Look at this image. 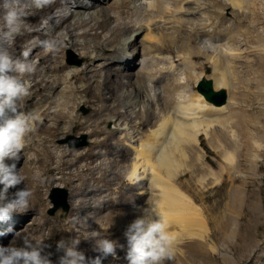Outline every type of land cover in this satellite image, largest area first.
<instances>
[{
  "label": "bare ground",
  "instance_id": "6f19581e",
  "mask_svg": "<svg viewBox=\"0 0 264 264\" xmlns=\"http://www.w3.org/2000/svg\"><path fill=\"white\" fill-rule=\"evenodd\" d=\"M229 5L236 8L238 25L222 29L223 36L229 35L234 41L244 31L254 34L264 27V0H52L41 7L34 0H0V37L2 30L16 35L6 52L13 60L35 68L33 73L22 75L33 84L20 108L36 106L34 114L39 120L35 133L37 137L44 135L40 137L44 183H61L71 191L68 219H44L39 225L46 245L42 254L48 255L52 264H59L65 254L57 248L61 240H80L77 250L86 258L101 256L93 250L95 241L87 239L93 231L117 243L115 257H102V264H129L124 233L144 209L153 206L164 217L165 213H183L189 199L177 186L167 188L165 184L167 173L176 176L174 153L165 145V128L169 123L179 132L202 128L201 114L210 110L199 93L197 101L183 111L184 98L178 93L175 115H171L175 96L165 100V56L161 58V52L165 51L166 37L182 34L186 22L194 25L200 20V28L196 25L197 29H191L199 39L217 33L215 20L223 18L222 25L226 24L223 11ZM8 10L20 15L18 32H13L6 21ZM55 15L60 18L58 25L53 23ZM42 20L48 21L45 27ZM247 21L250 24L245 27ZM259 37L262 41L261 33ZM44 42L52 47L46 48ZM214 42L202 43L207 52L218 51V41ZM67 44L81 52L86 67L76 68L60 56ZM234 44V48L241 46ZM237 57L216 60L208 54V61L232 64ZM171 67L177 75L174 84L181 87V72L174 64ZM224 85L221 80L214 88ZM84 105L92 107L90 117L79 113ZM166 109L170 112L165 114ZM211 121L206 128H212ZM111 123L114 130L108 131L105 128ZM70 131H88L95 137L94 147L79 152L56 145L55 140ZM29 164L34 166V162ZM154 192L153 205L149 196Z\"/></svg>",
  "mask_w": 264,
  "mask_h": 264
},
{
  "label": "rangeland",
  "instance_id": "374dc122",
  "mask_svg": "<svg viewBox=\"0 0 264 264\" xmlns=\"http://www.w3.org/2000/svg\"><path fill=\"white\" fill-rule=\"evenodd\" d=\"M14 4L17 5L16 2ZM72 5H75L73 1ZM235 10L229 5L223 11L225 25H222L223 18H216L215 24L212 20L219 31L209 37L199 39L191 32L197 26L200 28V20L194 21L195 27L186 22L182 34L175 37L170 35L172 39L166 37L165 51L161 52V58L165 56V63L162 62L166 78L165 100L175 96L172 108H176V95L182 93L185 106L182 110H189L190 102L197 101V84L202 79L212 80L214 84L223 80L224 87L216 90L225 89L230 103L224 106L222 112L209 103V115L207 112L201 114L202 128H183L179 132L177 128H171V123L165 128V145L170 147L171 154L174 153L175 166L172 168L176 172L174 177L171 173L166 174L165 184L167 188L171 185L178 187L177 190L189 199L187 203L183 200L187 206L184 207L183 203V213H165L169 230L177 237L176 264H264V27L260 28L259 33L248 34L244 31L236 36L234 41L241 43V46L234 48L237 45L232 37L223 36L220 31L237 27ZM47 22L42 20V27ZM249 22L245 23V27ZM53 23H60L58 15H55ZM260 33L262 41L258 38ZM15 39V34L2 30L0 51H7L9 41ZM207 41H218L216 53L205 50L202 43ZM59 54L76 68L86 67L81 52L70 48L68 44ZM208 54L216 60L238 57L232 64H222L220 61L214 64L208 61ZM35 62L38 63L39 59L35 58ZM173 64L181 72V87L174 84L177 75H174L175 70L171 67ZM23 80L32 86V80ZM35 107L31 104L22 111L25 114L34 113ZM168 109L165 114L172 111L171 115L174 116L175 109ZM92 112V107L88 105L79 108V113L85 118L90 117ZM210 121L212 128H206ZM113 124H108L109 128L105 129L114 130ZM40 137L44 135L37 137L36 133L33 134L31 143L24 150L26 158L22 156L19 161L5 160V165L9 167L16 163L17 171L21 169L26 181L9 188L7 192L4 191V185L0 184V206L16 199V193L26 187L32 190L34 196L27 211H16L7 218H0V246H10L13 241L15 246H23L25 236L34 241H43L44 235L39 229L41 221L66 220L71 214L70 189L61 183H44L45 164ZM94 140L95 137L88 131H70L57 138L55 143L85 152L94 147ZM29 162H34V166L31 167ZM37 171L41 179L34 180L33 175ZM52 196L61 205L54 214L52 211L56 204ZM149 200L155 204V192L149 196ZM64 205L69 207L67 212L63 210ZM193 206L198 210L195 211Z\"/></svg>",
  "mask_w": 264,
  "mask_h": 264
},
{
  "label": "clouds",
  "instance_id": "9594fccd",
  "mask_svg": "<svg viewBox=\"0 0 264 264\" xmlns=\"http://www.w3.org/2000/svg\"><path fill=\"white\" fill-rule=\"evenodd\" d=\"M51 2L34 0L37 7ZM6 21L13 32L19 31L20 15L16 11L8 10ZM44 46L52 47L48 42H44ZM23 55L27 58L28 53ZM34 71L32 64L13 60L6 51H0V184L4 185L5 192L26 181L21 169L17 171L16 163L9 167L5 165V160L19 161L22 156L26 158L24 150L37 131L36 122L39 117L34 113L25 114L20 108L21 103L30 95V83L18 78ZM33 179H41V174L35 172ZM33 196L34 193L28 187L19 190L16 199L0 206V218H7L16 211H27ZM124 235L128 244L126 258L129 264H176L177 237L170 232L165 217L154 210L153 206L144 209L143 215L130 223ZM87 239L95 241L93 250L101 256L86 258L82 251L77 250L80 240H61L57 248L65 254L59 264H102V257H115V241L99 236L96 231L90 232ZM45 247L42 241H34L25 236L23 246H15L14 241L10 246H0V264H52L49 256L42 254Z\"/></svg>",
  "mask_w": 264,
  "mask_h": 264
},
{
  "label": "water",
  "instance_id": "95a60500",
  "mask_svg": "<svg viewBox=\"0 0 264 264\" xmlns=\"http://www.w3.org/2000/svg\"><path fill=\"white\" fill-rule=\"evenodd\" d=\"M197 91L205 98V100L212 104L215 107H222L225 106L228 103L229 95L228 92L225 89L216 90L214 88V83L212 80L209 79H202L197 84ZM86 143L83 144L85 146ZM53 201L56 204L55 209L52 211V214H54L57 210L61 208V205L56 202V199L54 196H52ZM69 207L67 205L63 206L64 211H68Z\"/></svg>",
  "mask_w": 264,
  "mask_h": 264
}]
</instances>
